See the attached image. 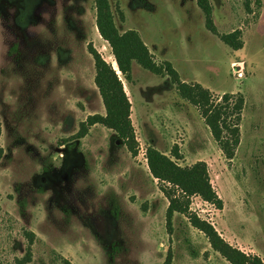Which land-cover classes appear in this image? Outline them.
I'll return each mask as SVG.
<instances>
[{
  "label": "rangeland",
  "instance_id": "rangeland-1",
  "mask_svg": "<svg viewBox=\"0 0 264 264\" xmlns=\"http://www.w3.org/2000/svg\"><path fill=\"white\" fill-rule=\"evenodd\" d=\"M120 33L137 31L156 64L170 62L214 100L241 95L240 145L228 161L200 111L175 85L133 63L118 71L96 26L95 0H0V264H230L186 216L166 223L168 200L147 149L180 166L203 161L223 202L199 196L190 213L264 263V0H210L217 34L197 0H109ZM240 32L233 50L221 35ZM91 49L116 70L131 102L134 157L115 132L81 124L106 110ZM239 68L244 77L238 78ZM176 148L180 159L172 157Z\"/></svg>",
  "mask_w": 264,
  "mask_h": 264
},
{
  "label": "trees",
  "instance_id": "trees-1",
  "mask_svg": "<svg viewBox=\"0 0 264 264\" xmlns=\"http://www.w3.org/2000/svg\"><path fill=\"white\" fill-rule=\"evenodd\" d=\"M246 2L249 8L250 1L246 0ZM197 3L205 15L206 28L213 34H217L210 0H197ZM95 8L98 32L110 45L118 71L123 78L127 82H131L134 62L155 75L168 76L172 84L175 85L180 99L200 111L225 158L232 161L241 141L240 123L245 106L244 98L241 95L224 94L220 100L216 101L212 93L200 84L184 82L170 62L166 61L162 65L155 63L149 48L137 31L129 30L120 33L109 0H95ZM220 38L233 50L243 48L238 31L221 35ZM91 54L94 57L96 70L94 82L102 98L106 114L105 116H89L81 124L76 137L83 138L90 127L98 124L103 125L114 131L116 139L135 157L138 154L139 143L131 121V102L124 90L122 80L117 70L107 63L97 51L91 49ZM146 155L151 176L158 181L160 190L169 203L166 211L168 229L171 227L175 214L186 216L193 228L204 233L212 249L230 264H264L258 256L247 255L232 247L219 236L211 224L190 213V198L193 196H199L219 210L223 209V202L211 185L208 166L205 162L199 161L192 166L182 167L171 157L152 147L147 149ZM171 155L176 160L180 159L176 148L172 150ZM2 156L3 150L0 148V160ZM26 236L30 244L26 256L17 264H28L31 261V246L35 234L29 232L26 233ZM62 260L63 264H72L67 259ZM171 263L172 257L168 254L164 264Z\"/></svg>",
  "mask_w": 264,
  "mask_h": 264
},
{
  "label": "built area",
  "instance_id": "built-area-1",
  "mask_svg": "<svg viewBox=\"0 0 264 264\" xmlns=\"http://www.w3.org/2000/svg\"><path fill=\"white\" fill-rule=\"evenodd\" d=\"M236 73L239 79H242L244 77V70L242 68H239Z\"/></svg>",
  "mask_w": 264,
  "mask_h": 264
},
{
  "label": "crops",
  "instance_id": "crops-1",
  "mask_svg": "<svg viewBox=\"0 0 264 264\" xmlns=\"http://www.w3.org/2000/svg\"><path fill=\"white\" fill-rule=\"evenodd\" d=\"M126 91V90H125Z\"/></svg>",
  "mask_w": 264,
  "mask_h": 264
}]
</instances>
